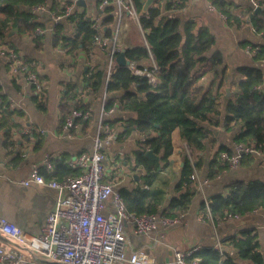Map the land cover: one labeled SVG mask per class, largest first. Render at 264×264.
<instances>
[{"label": "trees", "instance_id": "trees-1", "mask_svg": "<svg viewBox=\"0 0 264 264\" xmlns=\"http://www.w3.org/2000/svg\"><path fill=\"white\" fill-rule=\"evenodd\" d=\"M144 1L134 0L140 24L146 31L147 44L127 47L126 55L134 62L153 57L158 66V82L153 84L148 76L135 73L128 65L116 63L110 76L107 68L89 69L84 78V89L95 95L103 87H106L108 94L123 91L119 97L120 108L132 110L136 115L122 119L123 129L118 132L117 139H126L134 131L140 133L138 148L134 151V164H130V168L143 166L146 170L145 183L149 185L168 163L173 152L172 132L176 128L180 129L181 137L190 147L192 157L187 152L183 154L181 177L175 185V195L166 209H159L163 203L160 189L140 184L133 190L126 187L119 190L129 212L141 214L160 210L161 215L181 216L188 210L197 191L192 174L203 163L202 157L195 156L193 152L204 151L207 142L212 145L216 143L215 132L204 123L219 124L220 121L215 116L224 114L226 130L240 125L234 135L235 141L255 143L257 149H264V68L260 65L264 63V44H251L254 63L238 65L236 71L241 76L227 82L225 67L221 69L224 64L222 52L217 50L209 54L215 35L206 26L198 25L195 21L183 22L176 14H163L164 7L180 8L187 0H167L164 7L162 0H156L147 11H143ZM257 1L264 6V0ZM42 2L45 0H0V38L5 37L8 30L16 28L32 35L36 46L41 48L45 34L37 35L36 29L43 24L37 20L31 8ZM213 3L227 16L230 25L242 26L249 21L256 32L264 36V9L261 14L253 10L248 18H244L231 11V0H213ZM52 8L57 13H64L66 6L60 0H53ZM107 8L112 10L114 5ZM66 19L73 23L74 32L66 33L63 21L56 23L52 35L53 45L66 48L69 53H76L80 49L89 51L99 33V29L93 25L95 20L85 9L75 10ZM113 21L114 16L111 14L104 18L107 36L114 37L110 26ZM137 66L144 68L142 65ZM210 73L214 75L213 80L208 85L201 84V78ZM232 84L231 94L226 98L227 86L231 87ZM36 100L41 107L44 106V101L38 95ZM115 100V97H107L105 108L112 107ZM74 108L87 110L89 103L80 97L78 85L68 82L60 100L61 126H64ZM17 113H21L20 110L12 107L7 97L1 94L0 127L5 128L4 145L7 148L16 144L13 131L16 126L9 121ZM115 121L117 119H107L111 127ZM23 136L26 139L33 137L36 139L35 147H40L42 138L35 130L32 134L23 133ZM149 149L161 155V159L148 157L146 152ZM232 151L227 144H220L210 160L208 178L213 179L223 170L229 169L228 159L222 153L231 154ZM250 155H245L242 160ZM21 159V152H18L13 161L18 163ZM41 173L47 179H52L76 175L79 170L58 160L52 171L44 168ZM201 207L215 222L264 207V179L236 180L230 184L226 193L213 194L208 206L203 200ZM223 242H228L241 259L249 261L248 264H264V251L260 248L257 233L252 229H246L240 236H231ZM194 256L201 257L200 264H240L235 260V255L224 247L223 253L218 247H205L195 251Z\"/></svg>", "mask_w": 264, "mask_h": 264}, {"label": "crops", "instance_id": "crops-1", "mask_svg": "<svg viewBox=\"0 0 264 264\" xmlns=\"http://www.w3.org/2000/svg\"><path fill=\"white\" fill-rule=\"evenodd\" d=\"M45 1L52 8L53 0ZM85 1L86 5H80L79 11L85 9L89 16L99 17L101 30L104 33L107 28V25L103 23L104 18L109 14L114 16V21L110 24L114 34L111 46L114 43L123 49L142 43L147 44L146 31L134 17L127 13L119 15L115 7L112 10L98 9L99 0ZM231 1L230 9L233 13L244 18L250 16L253 11L251 0ZM155 2L156 0L153 1L152 6ZM166 2L167 0H162L163 7ZM163 14H176L183 22L195 21L198 25L206 26L215 35V42L209 54L217 50L222 52L224 64L221 69L225 67L227 82L237 80L241 76L236 71L238 65L254 63V51L251 44H264V36L256 32L249 21L242 26L230 25L227 16L216 7L213 0H187L186 4L180 8L166 9L164 7ZM37 20L44 26L54 23L49 11L40 12ZM62 21L65 24L66 33L72 34L75 28L73 23L66 18ZM52 35L50 32L44 35L41 48L36 46L32 35L22 33L16 28L8 30L7 35L0 38V90L11 102L12 107L21 112L15 114L9 121L16 126L13 128L15 145L10 148L4 145L5 128L0 127V215L16 222L30 234H38L42 231L48 212L54 208L58 197V190L46 184L32 182L24 185L22 183L31 176L34 165L38 164L40 169L46 168L52 171L56 162L62 160L71 166L70 161L81 152L94 148V135L101 130L104 120L117 119L111 128L118 134L123 129L122 119L136 115L132 110L120 108L119 97L123 94L122 90L108 94L106 87H103L95 95L87 93L84 89V78L89 69L107 68L108 70L110 48L92 46L89 51L80 49L76 53L61 52L58 46L53 45ZM7 47L19 52L42 74L46 82V95L42 99L44 106L41 107L37 102L34 87L26 82L23 76H17L12 72L9 57L2 53ZM154 61V58L150 57L136 62V65L151 67ZM213 78V73H210L202 77L200 82L208 85ZM68 82L78 85L80 97L84 102L89 103L92 113L89 119L77 122L72 128L61 126L60 121V100ZM233 86L232 84L227 88H233ZM107 97L116 98L113 104L115 111L110 114L103 113ZM215 118L220 121L219 124H204L215 132L216 143L212 145L207 142L204 151L193 152L195 156H201L203 159L197 171L200 178L206 181L204 191L197 189L188 210L181 215L182 220L179 224L161 226L151 234L145 235L135 233L132 223L128 222L126 224L128 252L144 249L155 259V264H173L176 250L197 251L205 247H217V240L220 239L223 247L235 255L238 263L248 264L249 261L241 259L228 242H223L231 236H240L246 229H252L257 233L260 248L264 251V207L244 214L232 215L217 222L201 207L205 197L209 199L215 193H226L230 184L236 180L264 179V149L246 156L234 169L223 170L213 179L207 177L210 160L218 151L220 144H227L233 150L234 135L240 129V125H236L232 130H226L224 114ZM34 130L42 138L38 148L35 147L36 139L33 137L26 139L23 136V133L32 134ZM139 138L140 133L134 131L126 139L118 140L116 137L107 143L105 159L109 173L107 179L112 181L118 189L126 187L133 190L140 184L151 189H160L163 194V203L159 209L164 210L175 195V185L181 177L186 143L181 137L180 129L176 128L172 132L173 152L168 158V163L161 168L156 180L149 185L145 183L146 170L143 166L130 168V164H134V151L138 148ZM18 152H21L22 159L15 163L13 159ZM46 155L51 158L52 168H48L43 163ZM222 156H225V152ZM113 210L112 203L108 202L105 211ZM0 241L8 240L0 235Z\"/></svg>", "mask_w": 264, "mask_h": 264}, {"label": "built area", "instance_id": "built-area-1", "mask_svg": "<svg viewBox=\"0 0 264 264\" xmlns=\"http://www.w3.org/2000/svg\"><path fill=\"white\" fill-rule=\"evenodd\" d=\"M60 1L65 3L64 13H57L46 1L31 8L36 18L40 12L49 11L54 19L52 25H39L36 29L37 35L48 32L54 34L56 23L62 22L75 10H80L79 0ZM251 3L253 10L259 5L257 0H251ZM110 5H114L119 15L127 13L139 21V12L134 0H99L98 9L103 10ZM91 17L95 20L93 25L99 29L92 46L110 48L108 68V76H110L117 63L116 56L122 48L114 43L111 46L114 37L107 36L101 30L99 17ZM58 49L67 52V49L60 45ZM2 53L9 57L12 72L17 76H23L25 81L34 87L38 97L44 99L46 82L33 63L13 48L7 47ZM128 66L135 73L148 76L153 84L158 82V66L155 61L151 67L139 68L134 61ZM1 94L0 90V102ZM114 111V106L105 108L104 103L103 113L110 114ZM91 115L90 109L74 108L67 117L64 127L72 128L79 122L77 119L80 121L89 119ZM101 127V130L94 135V148L81 152L70 161V165L79 170L78 174L47 179L41 173L40 165L35 164L31 176L22 181L24 185L37 182L57 189L56 205L48 212L45 225L38 234L27 233L22 226L0 215V235L8 240L0 241V264H155V259L144 249L127 251L126 224L131 222L135 233L148 235L161 226L179 224L182 220L181 216L161 215L159 212L135 214L127 210L120 190L107 179L109 173L105 161L106 145L116 138L117 134L107 120L103 121ZM184 148L192 157L190 147L185 144ZM258 150L255 143L235 141L232 153H225L229 168L238 167L245 155ZM43 163L48 168H52L49 155L45 156ZM192 179L197 189L204 191L206 181L200 178L197 169L194 170ZM108 202L114 207L112 212L105 211ZM205 202L208 206L207 197ZM216 245L223 252L220 239L217 240ZM194 252V249L176 250L172 263L200 264L201 257L194 256Z\"/></svg>", "mask_w": 264, "mask_h": 264}, {"label": "water", "instance_id": "water-1", "mask_svg": "<svg viewBox=\"0 0 264 264\" xmlns=\"http://www.w3.org/2000/svg\"><path fill=\"white\" fill-rule=\"evenodd\" d=\"M153 1L154 0H145L143 3V11H147L148 8L152 5ZM78 3L80 5H86L85 0H79ZM263 9H264V6L258 5L254 9V12L261 14ZM126 49H127V47H124L116 56V61L119 65H128L131 62V60L126 55ZM230 94H231V88L229 87L227 89L226 98H228ZM146 154L148 157H150L152 159L159 160L161 158L160 155H157L152 149L147 150Z\"/></svg>", "mask_w": 264, "mask_h": 264}, {"label": "rangeland", "instance_id": "rangeland-1", "mask_svg": "<svg viewBox=\"0 0 264 264\" xmlns=\"http://www.w3.org/2000/svg\"><path fill=\"white\" fill-rule=\"evenodd\" d=\"M139 39H140V40H143V39H142V38H140V37H139ZM140 42H141V41H140ZM260 65H262V66H263V63H260ZM127 171H130V170H127ZM129 175H130V174H129ZM129 175H128V176H129ZM130 176H131V175H130ZM117 179H118V178H117ZM117 179H116V180H117Z\"/></svg>", "mask_w": 264, "mask_h": 264}]
</instances>
